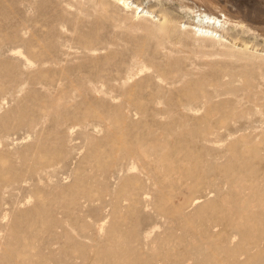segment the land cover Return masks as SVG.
<instances>
[{
	"label": "rangeland",
	"instance_id": "obj_1",
	"mask_svg": "<svg viewBox=\"0 0 264 264\" xmlns=\"http://www.w3.org/2000/svg\"><path fill=\"white\" fill-rule=\"evenodd\" d=\"M127 1L0 0V264H264V0Z\"/></svg>",
	"mask_w": 264,
	"mask_h": 264
},
{
	"label": "bare ground",
	"instance_id": "obj_2",
	"mask_svg": "<svg viewBox=\"0 0 264 264\" xmlns=\"http://www.w3.org/2000/svg\"><path fill=\"white\" fill-rule=\"evenodd\" d=\"M116 1V0H115ZM191 1V0H190ZM193 1V0H192ZM195 1V0H194ZM208 1V3H209V6H212V8L211 9H215L216 11H219L220 13H222V18L225 20V21H227V20H229V18L227 17L228 15L226 14V13H223L224 11H222V10H220V9H218L215 5H214V3H212V1L211 0H207ZM118 2L119 3H121L126 9H133L132 11L134 12V15H135V17H138V18H144V19H146V17H149V18H153V16H152V13L150 12V10L148 11V10H146V9H143V8H141L140 6H138L137 4H133V3H131V2H128L127 0H118ZM215 12V11H214ZM203 13V12H202ZM213 17V16H212ZM215 18V17H214ZM187 27V26H186ZM189 27V26H188ZM190 27H191V25H190ZM189 27V28H190ZM193 30L194 31H196L198 34H200V35H204V36H208V37H212L214 40H216L217 39V41H223L224 40V37L222 36V35H220V34H217L216 32H215V30H213V29H211V28H209V27H203L202 25L201 26H194L193 27ZM192 30V31H193ZM195 32V33H196ZM196 33V34H197ZM197 34V35H198ZM211 38V39H212Z\"/></svg>",
	"mask_w": 264,
	"mask_h": 264
}]
</instances>
